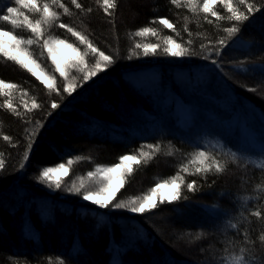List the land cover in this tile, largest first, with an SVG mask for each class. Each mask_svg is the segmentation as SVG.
<instances>
[{"label":"trees","instance_id":"obj_1","mask_svg":"<svg viewBox=\"0 0 264 264\" xmlns=\"http://www.w3.org/2000/svg\"><path fill=\"white\" fill-rule=\"evenodd\" d=\"M62 2L71 14L56 8L60 19L45 29V36L78 45L75 37L58 27L65 23L111 54L114 63L87 81H76L79 86L69 95L50 92L41 80L0 56V79L18 85L11 97L15 111L0 107V154L6 164L0 170V264L61 260L64 264H220L222 256L240 255L241 249L259 264L258 258L264 257V169L258 165H264V159L252 160L250 147L240 140L238 124L230 127L229 122L246 108L256 109L264 118V0H249L260 10L223 48L218 42L228 35L224 29L237 22L216 21L210 13L193 14L170 0H116L111 16L97 0H78L83 10L71 0ZM7 6H16L14 0H0V15ZM214 10L229 15L220 4ZM21 11L30 19L38 18L27 9ZM159 18L169 19L179 34L152 23ZM143 27L157 29L158 35L135 36ZM0 28L12 26L0 21ZM15 34L31 36L26 28L16 29ZM169 35L191 54L165 55L164 40ZM136 43H158L159 54L144 56L142 49H135ZM30 51L42 67L54 70L46 49L34 44ZM73 74L79 75L74 70ZM145 74L151 78L138 85L135 80ZM55 75L62 82L59 73ZM188 77L194 81H187ZM33 98L41 107L28 112L24 104L31 108ZM6 99L0 95V105ZM53 101L59 104L55 110ZM173 103L194 111L189 125L178 122ZM149 122L154 129L148 137L130 135L129 129L144 128ZM5 135L9 141L3 139ZM261 140L264 146V137ZM148 145H158L159 150ZM140 150L151 153V158L133 164L113 204L143 198L157 183L177 174L184 177L185 185L196 181V190L181 185V199L163 204L157 199L158 207L143 214L100 208L83 199L85 189L99 191L104 186L100 174L89 177L88 172L111 167L120 156L139 155ZM201 151L224 170L217 173L213 167L195 174L192 161ZM61 163L65 165L61 188H44L47 183L40 180V173ZM183 166L187 173L181 171ZM81 183L84 188L77 194ZM43 202L48 208L41 206ZM257 210L260 217L253 215Z\"/></svg>","mask_w":264,"mask_h":264},{"label":"snow or ice","instance_id":"obj_2","mask_svg":"<svg viewBox=\"0 0 264 264\" xmlns=\"http://www.w3.org/2000/svg\"><path fill=\"white\" fill-rule=\"evenodd\" d=\"M97 2L102 3L104 12L109 16L113 14V11L117 7L116 0H97ZM170 3L178 8L184 6L193 14H197L198 12L206 14L210 13L212 17H215L216 21L227 20L237 22L233 26L224 29L228 35L226 38L219 40L218 43L220 48H223L231 37L241 31V25L243 22L248 21L253 13L260 10L259 7L249 2V0H236L235 4L233 0H170ZM14 4L16 6H7L6 13L0 15V21L8 22L12 26L9 30L0 28V56L14 62L33 77H36L37 80H41L50 92L54 91L59 93L62 91L71 95L79 86L76 81H87L97 75L98 72L104 71L114 63V57L111 54H106L105 51L98 48L86 35L65 23H59L58 27L66 29L72 37H75L79 46L74 42L53 37L52 35L45 36V29H50L56 25L57 21L60 19V13L55 10L56 8L63 9L65 14H71L69 8L66 7L62 0H44L43 3L38 2V0H14ZM71 4L74 5L76 9L83 10V6L78 3V0H71ZM217 4L222 5L229 15H221L219 11L214 10ZM240 6H243L244 10H241ZM21 9H27L29 13L36 14L38 18L34 20L30 19L29 15H26ZM88 11H91V9H88ZM20 17H23L22 21H19ZM205 19H207V17H205ZM152 23L162 25L165 29H171L173 32H177L174 24L167 18H159L152 21ZM208 23H213V21L208 20ZM18 28H26L30 31L31 36L26 39L22 35L15 34L16 29ZM149 33L152 36L158 35L157 29L152 27H143L136 31L134 35L145 36ZM177 34L179 33L177 32ZM164 43L166 45L163 47V53L165 55L181 57L191 54L187 48L181 43H178L170 35L165 38ZM189 43H191V40ZM34 44L47 50L48 58H50L52 64L55 65L53 71L46 70L40 63H38L37 59L33 57V54L30 51V46ZM60 46L70 49L73 55H60L58 59V49ZM80 46H83L85 50L82 51ZM160 47L161 45L158 43L135 44V49H142V54L144 56L159 54L157 49ZM217 54H219V50L217 51ZM41 55H43V53H41ZM131 58L132 57L129 56V59ZM213 63H216V61H213ZM73 70L79 75L73 74ZM262 70H264V68H262ZM56 72L59 73L62 82H58V78L55 75ZM17 89L18 85L0 79V95L9 98L6 99L0 107L15 111V109H13L11 97ZM249 90L254 91V89ZM24 95H27V92H25ZM24 107L28 112H31L32 109L40 108L41 105L36 103L35 98H33L31 108H28L27 103L24 104ZM58 107L59 104L56 102L53 101L51 103V108L53 110ZM16 115L20 116V113L16 112ZM39 126L42 125L38 124V127ZM3 139L9 141L10 137L5 135ZM33 143L34 139L28 144L29 151L31 150ZM147 147L149 149L159 150L158 145H148ZM28 158L29 155L28 152H26L23 159L26 161ZM144 158L150 159L151 153L140 150L139 155L133 154L120 156L119 162L111 167L100 166L96 168L95 172H88L89 177L100 174L103 177L104 186L99 191L85 189L83 192V199L85 201H91L100 208H109L111 206L116 209H127L132 213L140 214L157 208V199L160 204L165 202L171 203L181 199V185H185V180L183 176L177 174L170 180H164L163 182L157 183L150 189V192L147 195L143 196L142 199L136 198L127 201L120 200L115 204L112 203L116 198L119 188L124 186L125 176L133 171V164L137 166L140 165L141 160ZM67 163L71 165L73 161L68 160ZM192 163L196 165L195 174L208 173L213 167H215L217 173L224 170L214 157H210L208 153L203 151L195 153ZM5 167V161L2 154H0V170H3ZM20 167L23 168L24 164L22 163ZM258 167L264 169V165H258ZM59 169H65V165L61 163L58 165V168H44L40 173V180L42 182L52 180L53 174ZM181 171L187 173L188 167L183 166ZM185 186L187 190L191 192L196 190L197 184L196 181H192ZM48 187L60 189L61 183L57 179L52 183H49ZM81 188H84L83 183H81L80 188L75 189V192L80 194ZM164 189H167V191H163ZM69 191H72V189H69ZM183 198L187 199L186 196ZM253 215L260 217L262 213L257 210ZM231 227L236 228L237 225L233 224ZM261 242H264V237H261ZM240 251V255L222 256L220 264H257L256 260L250 259L244 254L245 249H241ZM258 260L259 264H264V257H259ZM59 264H64L63 260L59 261Z\"/></svg>","mask_w":264,"mask_h":264},{"label":"rangeland","instance_id":"obj_3","mask_svg":"<svg viewBox=\"0 0 264 264\" xmlns=\"http://www.w3.org/2000/svg\"><path fill=\"white\" fill-rule=\"evenodd\" d=\"M37 47H38V45H37ZM58 52H59L58 59H59L60 55H62V56L73 55V53L70 49H67L63 46L59 47ZM148 77H149V74H145V76L140 77L139 82L136 80H135V82L138 83V85L143 84V83H145V80ZM149 78H151V77H149ZM186 79H187V81L188 80L194 81V79H190L189 77ZM201 82H203V81H201ZM165 99L167 100V95H166ZM173 107H174L173 112H174V115L176 116L178 122H180L181 124H184V125H189L190 121L192 120V118L194 116V111L187 110L188 109L187 107H186V109L182 108L179 103H173ZM207 114L209 115V117L212 116V114L210 112H207ZM232 120L233 121L229 122V126L231 127V123H237L238 124V130L240 131V140L242 141V143L244 145H245V143H247V146H249L251 151H252L249 153V156H251L252 160L257 159L256 161L262 162L263 161L262 159H264V146L260 145V142L262 141L261 140L262 137H264V118L261 116V114L258 111H256V109L252 110V109L246 108L245 111L239 110L234 115ZM153 129H154V125L151 122H149L148 125L144 128H137V129H133V130L129 129V133L133 137H135L137 135L141 136V137H148V135L151 133V131ZM215 141L212 140V142H215ZM216 143H217V141H216ZM63 174H65V170L59 169L58 171H56L53 174L52 180L45 182L47 184H43L44 185L43 187L46 189H49L50 187H48V184L52 183L53 181H55L57 179L59 180L60 179L59 177H62ZM59 182H60V180H59ZM40 204H41V206L48 208L47 203L43 202Z\"/></svg>","mask_w":264,"mask_h":264}]
</instances>
